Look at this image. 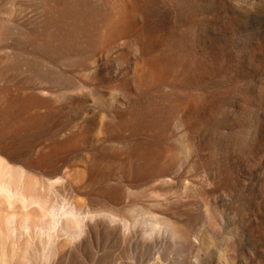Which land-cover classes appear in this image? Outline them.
<instances>
[{"label":"rangeland","instance_id":"obj_1","mask_svg":"<svg viewBox=\"0 0 264 264\" xmlns=\"http://www.w3.org/2000/svg\"><path fill=\"white\" fill-rule=\"evenodd\" d=\"M0 264H264V0H0Z\"/></svg>","mask_w":264,"mask_h":264}]
</instances>
